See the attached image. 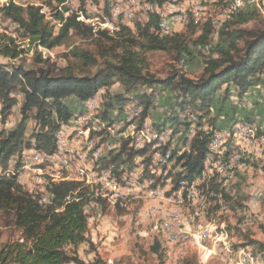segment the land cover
I'll use <instances>...</instances> for the list:
<instances>
[{
  "label": "rangeland",
  "instance_id": "374dc122",
  "mask_svg": "<svg viewBox=\"0 0 264 264\" xmlns=\"http://www.w3.org/2000/svg\"><path fill=\"white\" fill-rule=\"evenodd\" d=\"M8 1L10 0H0V6ZM71 1L69 0L68 6L65 7L77 14L80 11L79 2ZM127 1L117 0V4L122 9L132 10L133 17L132 20L123 19L126 23L124 21L120 23L133 25L135 21L145 22L146 1L136 0L131 6ZM104 2V0L86 2L80 11L84 15L81 21L92 25L95 30L99 26L105 27L100 23L111 21L113 16L108 9V0ZM17 4L42 6L46 18L50 19V10L45 5V0H17ZM188 6L192 7L190 4ZM204 6L206 7L201 11L200 19L190 16L179 22L176 21L170 33L177 29L183 31L191 18L200 21L211 19L213 25L218 28L231 15L227 14V5L224 2L210 0ZM249 6L256 7L257 12L255 11L256 14L250 16L239 27L255 29L264 19V0H258L254 5L246 4L244 1L238 11ZM69 12H65V16ZM174 12L176 11L173 7L167 5L165 15ZM16 27V24L0 13V31L15 36ZM216 34L217 31L213 33L214 38ZM17 41L25 52L15 62L0 56L1 63H22L28 68L32 65V55L37 48L62 66L65 65L63 54L68 56L71 50L77 47H91L90 40L75 35L52 49L39 47L27 38H18ZM209 46L203 48L201 45L189 42L190 53L185 60H176L169 52L149 51L146 53L148 67L159 77H165L171 71L178 70L179 73L195 78L200 73L204 60L215 55L211 49L207 50ZM227 85L223 84L218 88L214 100V104L216 101L220 102L223 90L226 87L230 88L225 102L221 101L222 104L225 103L221 106L226 113L223 111L221 113L223 115H219L220 123L224 121L227 126L219 129L215 128L219 122L215 123L214 127L202 122L199 128L211 130L212 138L215 136L219 141L218 146L215 145L213 150H218L222 155L218 157L214 155L215 161L205 159L209 166L213 164L211 166L213 170L216 171L219 166L217 160L228 159L239 151L243 153L240 163L236 164L238 166L224 168L225 170L223 169L215 180L221 182V187L225 188L229 201L225 202L223 197L218 195L217 201L208 197L203 203L199 198L202 192L198 189L201 184V179L198 177L192 181L195 186L189 190L190 196L185 188H174V173L180 171V167L173 166V160L162 163V152H165L164 148L169 154L173 151L178 154L185 151L197 121L193 123L195 115L190 113L189 108L186 109V122L189 120L187 126L165 121L177 111L174 107L177 92L170 87L155 88L152 104L148 110L149 118L142 119L141 113L134 116L136 118H132L130 115L133 112L143 109V106L133 102L123 105V117L109 118L110 120H103L100 117L102 113L100 104L105 90L99 88L88 102L86 100V103L81 104L82 109L74 111L69 122L61 125L57 131V149L52 153L55 157L52 158L53 160L47 161L46 157L33 160L31 154L38 149L33 146L24 147L19 154L10 159L12 165L10 169L8 167L10 160L6 168H0V175L17 174L18 181L23 187L39 196L42 202L48 201L46 186L49 179L79 180L82 181L83 186L89 188V201L84 208L88 223L86 233L88 242L77 247V255L83 264H152L155 262V257L149 252V246L155 237L160 239L166 250L165 264H182L184 259H192L200 264H264L263 254L254 253L250 247L240 246L243 233H248L253 239L264 242V145L262 144L264 143V135H262L264 134V74L260 83L250 87L242 95H238L232 86ZM110 90L121 92L118 84L113 85ZM16 96L18 103L12 108L5 124L0 123V129H9L20 119L19 107L22 96L17 93ZM73 98L67 97L66 103L72 105ZM210 112H214L212 108ZM32 113L34 110H31L30 114L33 115ZM111 114L112 117L118 116L115 110H112ZM183 116L185 115L182 114L180 119ZM237 120L252 121L254 125L252 133L246 134L239 128L238 131L232 132L233 135L222 134L221 129L232 127ZM162 121L165 122L163 126L158 124L163 123ZM67 125H69L68 129H65ZM157 125L159 126L156 127ZM33 126L34 121L31 119L25 132L27 139H30ZM63 129L66 138L60 139L59 132ZM135 149L140 152L136 153ZM120 150L122 154L113 164L105 167L98 162L99 157L105 156L109 159ZM131 151L135 154L131 155ZM115 165L118 167H114ZM103 171L110 173L116 185L109 183L108 188L107 183L97 179L98 174L101 176L100 173ZM215 202L220 205L217 210L214 208ZM169 217L172 220L168 224ZM19 236L20 231L9 225L0 213V244L19 239Z\"/></svg>",
  "mask_w": 264,
  "mask_h": 264
},
{
  "label": "trees",
  "instance_id": "16d2710c",
  "mask_svg": "<svg viewBox=\"0 0 264 264\" xmlns=\"http://www.w3.org/2000/svg\"><path fill=\"white\" fill-rule=\"evenodd\" d=\"M88 1L91 0H78L80 11ZM152 1L161 4L162 0ZM66 2L45 0L50 19L46 18L42 6H21L17 0H10L0 6L1 15L17 26L15 36L0 31V56L12 62L25 52L18 38H27L45 49L61 45L74 35L91 43V47H77L68 56L63 54L65 65L62 66L37 48L32 55V65L28 68L22 63L0 62L1 124H5L12 108L18 103L16 93L22 96L20 119L11 128L0 129V168H6L8 161L24 147L33 146L47 155L52 154L56 150L55 138L61 125L68 123L74 111H79L81 104L99 88L105 90L100 104V117L103 120L120 118L123 105L133 102L143 106L142 119L149 118L148 110L155 88L170 87L177 92L174 106L177 111L166 118V122L187 126L186 109L189 108L198 126L204 122L214 127L219 122L215 128L220 129L227 126L224 121L220 123L219 115H223V111L226 113L221 106L225 103L221 101L225 102L230 88L226 87L220 102L214 104L218 88L228 84L238 95H242L260 83L264 74V19L255 29L239 27L256 14V7L249 6L231 14L218 28L211 19L200 21L191 18L183 31L177 29L169 34H161L157 25L158 17L154 13L146 14L145 22L122 24L118 30L110 32L102 28L95 30L92 25L81 21V16L77 17V14H82L80 11L76 14L67 9L65 12H70L65 16L63 9ZM215 31L217 34L214 38ZM189 42L203 48L210 45L207 50L215 52V55L204 60L195 78L178 70L171 71L165 77L150 71L147 52L165 51L172 53L176 60H185L190 53ZM115 84L120 86L121 92L110 90ZM69 96L74 97L72 105L65 101ZM31 110H34L33 115L30 114ZM112 110L118 116L112 117ZM182 114L185 116L180 119ZM31 119L34 126L30 139L33 141L25 135ZM158 124L163 126L165 122ZM212 135L211 130L200 129L190 139L188 149L179 154L176 151L170 154L169 160H173V166L180 167V171L174 173V188L178 187L179 181L189 183L201 174L204 160L210 153ZM135 152L130 153L132 155ZM121 154L120 150L109 159L99 157L98 162L107 167ZM211 160L214 161L213 153ZM218 168L198 189L208 193L210 199L217 201L220 195L226 202L229 196L225 188L221 187V182L215 181L220 174ZM88 190L79 180L49 179L46 186L49 201L42 202L39 196L23 187L17 174L0 175V213L9 225L20 231L19 239L0 244V264H83L77 255V247L88 242L87 215L84 211L89 201ZM214 208L217 210L220 205L215 202ZM242 240L240 246L250 247L254 253L264 256V242L253 239L248 233L242 234ZM149 252L155 257L152 264H165L166 250L159 238L153 239ZM182 264L200 263L184 259Z\"/></svg>",
  "mask_w": 264,
  "mask_h": 264
},
{
  "label": "bare ground",
  "instance_id": "6f19581e",
  "mask_svg": "<svg viewBox=\"0 0 264 264\" xmlns=\"http://www.w3.org/2000/svg\"><path fill=\"white\" fill-rule=\"evenodd\" d=\"M71 1V0H70ZM75 1V0H74ZM92 1V0H91ZM99 1V0H98ZM105 2H106V0H104ZM136 0H133V3L135 2ZM146 1V5H145V11H146V14L148 15L149 13H154V14H156L157 15V17H158V20H157V25H158V29H159V31H160V33L161 34H169L170 32H171V29H172V27L171 26H164V13H162L161 11H160V6H161V4L160 3H157V2H154V1H152V0H145ZM184 1V3H182ZM244 1L246 2V4L247 3H251V4H256V2L258 1V0H221V2H224V3H226V5H227V7H226V12H227V14H233V13H236L240 8H241V6H242V4L244 3ZM27 2V1H26ZM68 2H69V0H67V2H66V6H68ZM104 2V3H105ZM108 2H109V12H110V14L113 16V18L111 19V21H107L106 19V21H103V22H101L100 23V25H102V26H105V27H102V29H107L108 28V30L110 31V32H112V31H115V30H112V25H110V23H113L114 22V25L115 26H117V28H119V26L120 25H122V23H120V22H123L124 20L123 19H127V20H132V17H133V14L131 13V11L130 10H128V9H122L120 6H119V4H117V0H108ZM121 2H122V0H121ZM128 2V1H127ZM186 2H187V5H185V0H169V4H171V5H173L174 7H183V10L182 11H180V14H179V16H177L176 18H174V20H173V24H174V22H176V21H178L179 22V20H182V19H185V18H187V17H197L198 19H200L201 18V11L206 7V6H204L205 5V3H207L208 1H206V0H186ZM99 3V2H98ZM136 4V3H135ZM139 4V3H138ZM184 4V5H183ZM188 4H190V5H192V7L190 6H188ZM140 5V4H139ZM124 6V5H123ZM126 6H127V4H126ZM128 7V6H127ZM130 7V6H129ZM106 8V7H105ZM104 8V9H105ZM102 12V11H101ZM145 14V15H146ZM150 14V15H151ZM103 15V14H102ZM102 15H101V17H102ZM110 15V16H111ZM155 15V16H156ZM84 16V15H83ZM83 16H81V19L83 18ZM85 18V17H84ZM109 18V17H108ZM107 18V19H108ZM83 20V19H82ZM86 21V20H85ZM100 21V20H99ZM119 21V22H118ZM84 22V21H83ZM125 22V21H124ZM130 22V21H129ZM126 23V22H125ZM98 25V24H97ZM100 27V26H99ZM98 27V28H99ZM101 28V27H100ZM96 29V28H95ZM116 30H118V29H116ZM100 31H102V30H100ZM109 34V33H108ZM90 99V98H89ZM98 99V98H97ZM87 102H88V100H87ZM95 102V101H94ZM86 103V102H85ZM95 104V103H94ZM88 107V106H87ZM130 108V107H129ZM132 109H133V105H132V107H131ZM135 108V107H134ZM139 113H141V110L139 109V111H138V109L135 111V113L133 112V114H131L130 116L133 118L134 116H138V114ZM140 115V114H139ZM124 116V113L122 114V117ZM125 116H127L126 115V113H125ZM194 117V116H193ZM134 118H136V117H134ZM124 120V119H123ZM129 121H132L131 119H128ZM125 121V120H124ZM188 122H189V120H188ZM194 122H196V117L195 118H193V123ZM191 123V122H190ZM192 124V123H191ZM152 125V124H151ZM254 125H253V122L252 121H249V129H248V133H247V129H240L242 132H244V133H246V134H250V133H252V131H253V127ZM235 127H237V128H244V127H247V120L245 121V120H237V121H235V124H233L232 125V127H230V128H223L222 130H220L221 132H223L222 134H225V136H227L228 135V131H227V129H234ZM256 127V126H255ZM153 129V128H152ZM202 130V129H205V128H199V126L197 125L196 127H194V132H193V136H194V134L196 133V131L197 130ZM155 130V129H154ZM256 130H258V129H256ZM255 130V131H256ZM160 131V130H159ZM254 131V132H255ZM153 132V131H152ZM256 133V132H255ZM259 133V132H258ZM263 133V132H262ZM241 134V133H240ZM243 134V133H242ZM261 135V134H260ZM262 135H264V134H262ZM158 136V135H157ZM248 136V135H247ZM252 136V135H251ZM254 136V135H253ZM259 137V136H258ZM56 138L58 139V135L56 136ZM55 138V139H56ZM59 138L61 139V132H59ZM219 138H221V137H219ZM246 138V137H245ZM257 138V137H256ZM256 138H254V140L256 139ZM154 139V138H153ZM248 139V138H247ZM253 139V138H252ZM252 139H250V141L252 140ZM259 140H260V138H259ZM258 140V141H259ZM238 141V140H237ZM249 142V141H248ZM261 142V141H260ZM219 143V141H218V139L217 138H215V136H214V138H213V140H212V143L210 144V148H209V151H210V153H209V155L207 156V158H206V161H209V160H211V154L213 153V148H214V146L215 145H217ZM244 143H245V141H244ZM255 144H256V141L254 142ZM259 143V142H258ZM246 145H248V143H245ZM253 144V143H252ZM263 145H264V143H262ZM218 146V145H217ZM239 146V145H238ZM252 146V145H251ZM259 146V145H258ZM244 147V146H243ZM254 147V146H253ZM159 148V147H158ZM240 148V147H239ZM255 148V147H254ZM257 148V147H256ZM259 150V149H258ZM60 151V150H59ZM257 152V151H256ZM31 153V152H30ZM252 153H254V151H252ZM97 154V153H96ZM162 154H163V158L162 159H166V151L165 152H162ZM241 152H236V157H235V159L232 161V163H231V160H225L222 164H220L218 167V171H219V173L221 174V172H223V169L224 168H226V167H229V166H233V165H236V164H239L240 162V159H241ZM247 154V153H246ZM249 154V153H248ZM32 155V158H33V160H34V158H37V157H41V156H43L44 155V152L43 151H33V153L31 154ZM156 156V155H155ZM54 156H53V154H50V155H47V161H49V160H53L52 158H53ZM55 158V157H54ZM58 158V157H57ZM38 159H42V158H37V160ZM44 159V158H43ZM161 159V162L162 163H164L165 164V162L167 161V160H162ZM54 161H56V160H54ZM59 161V160H58ZM53 162V161H52ZM62 162V161H61ZM64 162V161H63ZM67 162H68V160H67ZM29 163V162H28ZM28 163H26V164H28ZM35 163V162H34ZM58 164H59V162H57ZM65 163V162H64ZM68 163H70V162H68ZM53 164V163H52ZM55 164V163H54ZM35 165V164H34ZM34 165H33V167H34ZM206 165H208L207 164V162H206ZM211 165V164H210ZM236 166H238V165H236ZM63 167V166H62ZM29 168H30V166H29ZM23 170V169H22ZM225 170V169H224ZM231 170V169H230ZM230 170H228V171H230ZM24 171V170H23ZM99 171V170H98ZM165 171V170H164ZM157 172V171H156ZM170 172V171H169ZM103 174H110V173H108L107 171H103L102 172ZM212 173H213V171H211V172H204L203 173V175H199L198 176V178L199 179H201L200 181H201V183H204V181L206 182V181H208V179L211 177V175H212ZM168 174V173H167ZM35 175V174H34ZM41 176V175H40ZM123 176V175H122ZM96 177V176H95ZM97 179H100V178H98L97 177ZM127 179V178H126ZM131 179V178H130ZM199 179H197V180H199ZM222 180V179H221ZM220 180V181H221ZM126 181V180H125ZM36 182V181H35ZM40 182V181H39ZM38 182V183H39ZM102 182H105V183H107L106 181H102ZM134 182V181H133ZM145 182V181H144ZM178 183H181L182 184V188H185L186 189V191L188 192V196H190V192H189V190L190 189H192L194 186L193 185H189V183H187L185 180H181V181H179ZM208 183V182H207ZM41 184V183H40ZM96 184V183H95ZM94 184V185H95ZM102 184V183H101ZM199 185V184H198ZM203 185V184H202ZM205 185V184H204ZM203 185V186H204ZM208 185V184H207ZM188 187H189V189H188ZM195 189V188H194ZM207 189V188H206ZM132 190V189H131ZM205 190V189H204ZM208 191H210V189L208 190ZM43 192V191H42ZM182 193V192H181ZM200 193V192H199ZM210 193V192H209ZM122 195V194H121ZM214 195V194H213ZM46 196V195H45ZM44 196V197H45ZM125 196V195H124ZM129 196V195H128ZM119 197V196H118ZM209 197H210V195H209ZM213 197V196H212ZM117 198V197H116ZM199 198L201 199V201L204 203V201L205 200H207V198H208V193H200V195H199ZM43 200V199H42ZM47 201V200H46ZM49 201V200H48ZM43 202H45V200L43 201ZM169 214V213H168ZM170 219H169V221H168V224H169V222L172 220L171 219V217H169ZM244 251V250H243ZM245 252V251H244ZM232 254V253H231ZM233 256V255H232ZM248 258V257H247ZM253 259V258H252Z\"/></svg>",
  "mask_w": 264,
  "mask_h": 264
},
{
  "label": "built area",
  "instance_id": "2783aa9c",
  "mask_svg": "<svg viewBox=\"0 0 264 264\" xmlns=\"http://www.w3.org/2000/svg\"><path fill=\"white\" fill-rule=\"evenodd\" d=\"M206 1H210V0H206ZM73 1H71V3H72ZM128 2H129V5L131 6V4H133V0H128ZM70 4V3H69ZM146 4V3H145ZM167 5L168 6H171V7H173V9L176 11V12H174V13H169L168 15H165L166 13H165V8L167 7ZM185 5H187V2H186V0H185ZM183 10V7H174L173 5H171V4H169V0H162L161 1V6H160V11L162 12V13H164V26H171V27H173V20H174V18H176L177 16H179V14H180V11H182ZM83 14H81V15H78L77 17H79V16H82ZM110 25H112V30H116V29H118L117 28V26H115L114 25V22L113 23H110ZM83 107V106H82ZM82 109V108H81ZM193 118H195V117H193ZM68 126L69 125H67L66 127H65V129H68ZM226 127V126H225ZM65 129H63L62 131H60L61 132V139H65L66 138V136H65ZM241 129H247V133H248V129H249V121H247V127H244V128H241ZM239 130V128H237V127H235L234 129H227V131H228V135H233V133L232 132H235V131H238ZM191 131H193V130H191ZM188 132V131H187ZM192 137H193V134H192ZM191 137V138H192ZM184 138H186V136L184 137ZM63 144H64V142H63ZM188 146H189V143H187V148L186 149H188ZM56 149H57V144H56ZM166 151V159H162V160H167V161H171V160H169V157H170V154H169V152L167 151V149L165 150ZM55 152V151H54ZM53 152V153H54ZM24 153V152H23ZM214 155H216L217 157L218 156H220V155H222V153H220V152H218V151H213V157H214ZM44 157H46L47 158V153H44V155L43 156H41V157H37V158H44ZM235 157H236V155L234 154V155H232V156H230L228 159H225L224 158V160H231V163H232V161L235 159ZM37 158H34V160H37ZM224 160L221 158V159H219V160H217V161H219V165L220 164H222L223 162H224ZM215 161V160H214ZM204 162H205V160H204ZM209 165H206V162L205 163H203V170H202V172H201V174L200 175H203V173L204 172H211V171H213V169L211 168V166L212 165H210L209 167H208ZM218 167V166H217ZM101 174V176H99V174H98V178H100V181H106L107 182V187L109 188V183H113L114 184V181H113V177L110 175V174H103V173H100ZM115 180V179H114ZM114 185H116V183L114 184ZM189 185H193V183H192V181L191 182H189ZM177 188H179V189H181L182 188V184L181 183H178V187ZM189 189V188H188Z\"/></svg>",
  "mask_w": 264,
  "mask_h": 264
},
{
  "label": "crops",
  "instance_id": "0c3cea01",
  "mask_svg": "<svg viewBox=\"0 0 264 264\" xmlns=\"http://www.w3.org/2000/svg\"><path fill=\"white\" fill-rule=\"evenodd\" d=\"M254 5V4H253ZM11 160L9 161V163H8V167H9V169L11 168Z\"/></svg>",
  "mask_w": 264,
  "mask_h": 264
},
{
  "label": "water",
  "instance_id": "95a60500",
  "mask_svg": "<svg viewBox=\"0 0 264 264\" xmlns=\"http://www.w3.org/2000/svg\"><path fill=\"white\" fill-rule=\"evenodd\" d=\"M66 10H67V7L64 8V11H66Z\"/></svg>",
  "mask_w": 264,
  "mask_h": 264
}]
</instances>
